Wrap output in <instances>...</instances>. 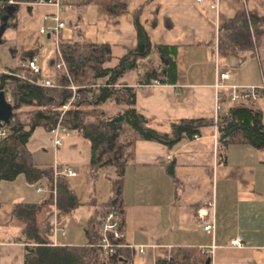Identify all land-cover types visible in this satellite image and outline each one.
I'll return each mask as SVG.
<instances>
[{
	"label": "crops",
	"instance_id": "crops-1",
	"mask_svg": "<svg viewBox=\"0 0 264 264\" xmlns=\"http://www.w3.org/2000/svg\"><path fill=\"white\" fill-rule=\"evenodd\" d=\"M79 1L20 3L0 46L3 43L11 49L12 58L18 59L16 66L25 61L22 51H29L28 59L39 63L44 60L41 37L45 35L55 44L53 50L47 49L49 55L44 60L49 70L43 74L49 77L63 40L109 44L117 57L125 53L127 47L137 43L135 14L140 12V21L154 44L177 46L175 82L151 79L141 83L143 72L123 78L137 86L138 112L161 132L171 131V123L181 119L207 118L217 123L214 85L218 70L230 72L226 85L264 86V44L255 54L224 55L219 50L221 24L238 10L264 15L260 0H220L217 9L211 8L216 0H119L127 11L110 16L95 3L79 6ZM26 16H42L43 23L38 29L30 28ZM56 16L65 23L58 33L54 30ZM43 27L51 31L41 33ZM258 31L255 27L254 33ZM146 60L148 71L153 62L161 65L163 59L153 52ZM16 66L12 62L3 65L1 60L3 70ZM261 92L253 104L264 113V89ZM230 105L226 101L227 110ZM213 128L204 129L193 140L183 139L171 149L156 141L136 142L122 182L127 246L118 252L121 263L156 264L157 257L172 248H194L204 251L211 264H264V150L243 143L221 146L213 138L217 126ZM37 129L28 142L34 162L42 168L52 166L55 180L64 178L81 203L71 211L59 209L56 203L45 206L38 215L42 236L53 246L86 244L90 218L112 196L115 170L94 171L90 143L76 131L56 148L45 130L35 148L31 147ZM221 151L225 153L223 158L219 156ZM170 162L174 163L175 175L167 170ZM66 166L77 174H56ZM103 175L110 183L105 195L98 193L97 184ZM51 192L56 196V187L51 191L47 179L31 184L24 174L0 182V264H25L28 253L22 240L24 227L14 217L16 204L44 203ZM209 201H213L212 206ZM210 222L214 229L208 232L204 227ZM239 237L243 246H234L232 241ZM138 246L146 248L144 254L139 253Z\"/></svg>",
	"mask_w": 264,
	"mask_h": 264
},
{
	"label": "trees",
	"instance_id": "trees-1",
	"mask_svg": "<svg viewBox=\"0 0 264 264\" xmlns=\"http://www.w3.org/2000/svg\"><path fill=\"white\" fill-rule=\"evenodd\" d=\"M8 1L0 0V22L10 6ZM260 1L264 5V0ZM91 3L101 6L109 16L127 11V6L119 0H80L78 5ZM139 14H135L137 43L127 47L125 53L118 57L109 44L63 40L59 43L62 58L59 55L55 57L53 75L45 77L43 72L32 74L21 64L5 68L0 73V91L11 97L14 111L7 124L8 135L0 140V182L12 181L24 174L31 184L47 179L51 191L56 187V196L51 192L44 203L16 204L14 217L24 227L22 240L28 250L25 264H121L118 254L105 255L97 246L100 238L98 220L111 206L120 211L124 220L122 182L126 167L133 160L136 142L156 141L171 149L183 139L193 140L201 136L204 129L214 126L213 119H181L171 123V131L161 132L138 112L137 86L128 84L123 78L138 70L139 62L148 59L153 52L163 59L162 63L153 62L152 67L140 75L141 83H149L151 79L161 83L175 82L177 72V46L154 44ZM15 18L8 20L7 29ZM255 27L259 29L257 33H254ZM263 44L264 15L247 9L238 10L233 18L219 27V50L224 55L255 54ZM12 52L16 54V50ZM28 54L29 51H22L21 57L26 60ZM62 59L66 68L58 70L56 65ZM111 61L115 63H109ZM22 71L27 74L26 78L18 76ZM30 77L34 82L29 80ZM45 79H51L53 85L42 84ZM71 84L79 87L80 96L64 112L63 105L74 95ZM108 104L122 106L123 110L110 115L106 109ZM60 121L68 130L81 133L89 141L90 166L94 171L114 168L116 174L111 179V198L102 203L89 220V241L78 246L50 245L42 236L38 221V215L45 206L56 203L59 209L71 211L81 205L66 180L62 177L55 180L52 166L42 168L36 165L28 148L37 127L51 132ZM216 126L221 146L243 143L264 150V113L253 102L231 104L228 114L219 117ZM219 156L223 158L225 153L221 151ZM167 170L175 175L173 162L167 165ZM122 226L124 231V221ZM207 259L208 255L198 249L172 248L159 255L156 264H206Z\"/></svg>",
	"mask_w": 264,
	"mask_h": 264
},
{
	"label": "built area",
	"instance_id": "built-area-1",
	"mask_svg": "<svg viewBox=\"0 0 264 264\" xmlns=\"http://www.w3.org/2000/svg\"><path fill=\"white\" fill-rule=\"evenodd\" d=\"M199 2H203L204 0H197ZM219 1L216 0L213 4H211V8L217 9L219 6ZM40 3H44L46 1L39 0ZM20 3L15 0H9L8 5H19ZM50 16H46L45 19H49ZM55 20L57 22V25L54 27V30L58 33L60 29L65 27V23L60 20L58 16L55 17ZM53 30V29H52ZM51 31V28L43 27L41 28V33H47ZM58 55L62 58L61 52L58 46ZM21 66L26 67L29 69L32 74L42 73V67L39 65V63L34 58L26 59L21 63ZM57 69L61 70L62 68H66L64 60L62 59L60 62L57 63ZM217 72V81L215 83V90H216V103H215V112H216V121L219 119V117L227 115L228 110L226 109L225 103L229 104H235V103H244V102H255L257 101L261 96V91L264 89V86L261 85H252V86H237V85H226L225 81L228 80L231 77V74L229 71H220ZM4 72L1 68V59H0V73ZM19 77L26 78L27 74L25 71H22L20 74H18ZM32 76V75H31ZM31 82H34L33 78L30 77L29 79ZM42 84L47 86H52L53 81L51 79H45ZM73 91L74 95L71 97L68 102L63 105V111L65 112L71 104L74 102L75 99L79 98V87L71 84L70 86ZM225 88H228L227 91H225ZM7 100L12 103V99L10 96H7ZM8 123L2 122V125L0 126V140L4 139L8 135ZM71 131L68 130L61 121L57 124L55 128L52 129L50 132L51 134V143L56 148L61 146L64 142V139L66 137L70 136ZM197 137V136H196ZM56 174H68L70 176H75L77 172L73 170L70 166H66L60 169L56 170ZM209 206L213 205V201L208 202ZM99 223H100V238L97 243V246L102 250V252L105 255H116L118 254L119 250L122 247L127 246L124 242L125 233L123 231V215L120 213V211L115 207L111 206L107 209V211L104 214H101L99 216ZM205 230L210 232L214 229V223L210 222L205 225ZM123 240V241H122ZM232 244L234 246L241 247L243 246L242 239L236 238L232 241ZM137 248V247H136ZM139 253L144 254L145 253V247L144 246H138ZM121 264H131V261L123 260Z\"/></svg>",
	"mask_w": 264,
	"mask_h": 264
},
{
	"label": "rangeland",
	"instance_id": "rangeland-1",
	"mask_svg": "<svg viewBox=\"0 0 264 264\" xmlns=\"http://www.w3.org/2000/svg\"><path fill=\"white\" fill-rule=\"evenodd\" d=\"M25 18H26L27 26L30 27V28H33V29H38L43 23L42 16H26ZM41 45H42V48H44V53L42 55V58L44 57V60H47V56L49 55V54H47V49L53 50L55 44H51V41H49L48 39L46 40V36L42 35V37H41ZM10 50L11 49H9V47L7 45L2 43V45L0 46V52H1L0 53V59L3 61V65H5L6 63H11L12 62L16 66V64L18 63V59H13L12 58ZM44 60L43 61L40 60L39 63H41L43 65V67H42L43 72L44 71L46 72V71L49 70V68L47 66V62L44 61ZM109 63L114 64L115 61H111ZM109 63H108V65H111ZM148 63H149V60H146V59L143 62L141 61L140 64H139V69L130 72L129 76L131 78H134L133 76H136V74L138 72H140V73L143 72L144 73L146 71V67L148 66ZM131 78H130V80H131ZM106 109H108L110 115H113V114L117 113L118 111L123 110L122 106H115L114 104H108L106 106ZM214 126H216L215 121H214ZM37 128H36L37 132H36V135L34 137L36 139H33V141L31 142V147H33L34 145H37L36 141H38L44 135V132H45V129L43 127H37ZM207 129H213V131L215 130L213 128V126L207 128ZM214 135L215 136L213 138L215 140H219V137H220L219 132H217ZM34 148H35V146H34ZM106 172L112 173V168L107 169ZM97 184H98V190H99L98 193L99 194L101 193V195L107 194V192L110 189L109 188V184H110L109 183V179L104 177V175H103L102 177H100V180L97 181ZM102 198L103 197H101V199Z\"/></svg>",
	"mask_w": 264,
	"mask_h": 264
},
{
	"label": "water",
	"instance_id": "water-1",
	"mask_svg": "<svg viewBox=\"0 0 264 264\" xmlns=\"http://www.w3.org/2000/svg\"><path fill=\"white\" fill-rule=\"evenodd\" d=\"M19 5H10L7 7V13L1 18L0 25V43L2 42V37L7 29L8 20L15 16V13L18 11ZM13 105L7 100L6 93L0 91V126L2 122L8 123L12 117ZM206 264H211V259H207Z\"/></svg>",
	"mask_w": 264,
	"mask_h": 264
}]
</instances>
